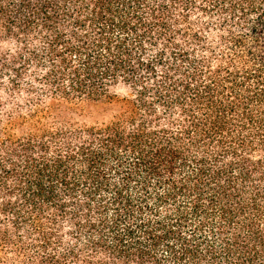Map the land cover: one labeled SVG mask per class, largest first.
<instances>
[{
	"label": "trees",
	"instance_id": "1",
	"mask_svg": "<svg viewBox=\"0 0 264 264\" xmlns=\"http://www.w3.org/2000/svg\"><path fill=\"white\" fill-rule=\"evenodd\" d=\"M0 264H264V0H0Z\"/></svg>",
	"mask_w": 264,
	"mask_h": 264
},
{
	"label": "rangeland",
	"instance_id": "2",
	"mask_svg": "<svg viewBox=\"0 0 264 264\" xmlns=\"http://www.w3.org/2000/svg\"><path fill=\"white\" fill-rule=\"evenodd\" d=\"M5 49V46L4 45H1L0 46V50H4Z\"/></svg>",
	"mask_w": 264,
	"mask_h": 264
}]
</instances>
